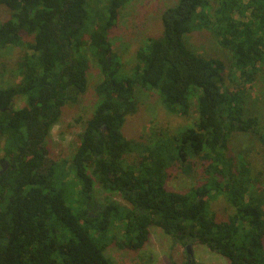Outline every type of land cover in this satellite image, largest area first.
Listing matches in <instances>:
<instances>
[{"label": "trees", "instance_id": "16d2710c", "mask_svg": "<svg viewBox=\"0 0 264 264\" xmlns=\"http://www.w3.org/2000/svg\"><path fill=\"white\" fill-rule=\"evenodd\" d=\"M136 0H0L11 12L0 24V48L23 50L20 81L0 87V264H115L113 244L142 249L151 228L174 245L206 246L230 264H264V180L231 140L252 136L264 147V120L246 111V89L264 75V0H178L161 17V37L136 52L132 76L119 78L109 34ZM209 31L231 53L198 54L186 41ZM90 56L102 80L98 102L70 160L49 158L46 141L67 104L88 88ZM230 65V66H228ZM135 88L156 93L174 116L197 117L149 140L125 136L138 109ZM19 99L23 108H16ZM5 163V165H3ZM203 181L171 191L170 171ZM96 185L129 206L97 201ZM225 200L219 219L210 198ZM182 264H203L187 254Z\"/></svg>", "mask_w": 264, "mask_h": 264}, {"label": "rangeland", "instance_id": "374dc122", "mask_svg": "<svg viewBox=\"0 0 264 264\" xmlns=\"http://www.w3.org/2000/svg\"><path fill=\"white\" fill-rule=\"evenodd\" d=\"M178 0H136L123 9L117 26L109 34L113 52L118 58L119 78L132 76L133 66L136 63V52L149 38L161 37L163 27L161 17L163 12L174 6ZM11 12L6 7H0V24L9 20ZM187 43L200 55L224 59L230 63L231 53L223 49L209 31H199L189 35ZM23 55L22 49L15 47L0 48V87H7L20 81L16 64ZM230 66V65H228ZM228 78L225 86L234 91L246 89V111L251 116H258L264 120V75L257 78L253 84H243L232 77L231 67L227 71ZM103 76L90 56L88 71V88L79 103L67 104L63 109L59 123L52 129L46 141L49 158L53 161L70 160L80 145V136L84 130L85 122L92 116L98 102L96 86ZM135 97L138 109L127 119L124 133L129 139L137 142L149 140L153 130L169 129L175 133L184 127L193 124L197 114L193 109L190 117L174 116L168 113L159 103L156 93H147L145 90L135 88ZM25 101L19 99L16 108H23ZM4 142L0 139V158L3 157ZM230 152L233 156L245 155L251 162V169L256 175L264 174V147L249 135H237L231 140ZM5 165V163H3ZM171 178L167 186L173 192L185 193L203 181L202 171L188 177L181 171H170ZM264 180V176H263ZM97 201L101 204L113 201L126 207L129 204L120 196L110 195L96 185ZM210 207L217 213L219 219L226 217L225 200L213 196ZM193 259L203 264H230L229 261L215 253L206 246L192 245ZM108 255L115 264H182L187 260V250L182 245H174L173 240L159 228H151L147 244L139 250L122 248L118 242L108 250Z\"/></svg>", "mask_w": 264, "mask_h": 264}, {"label": "water", "instance_id": "95a60500", "mask_svg": "<svg viewBox=\"0 0 264 264\" xmlns=\"http://www.w3.org/2000/svg\"><path fill=\"white\" fill-rule=\"evenodd\" d=\"M186 250H187V254H188L190 257H193V251H192V248H191L190 246H188V247L186 248Z\"/></svg>", "mask_w": 264, "mask_h": 264}]
</instances>
